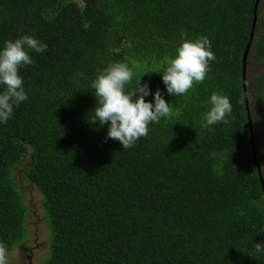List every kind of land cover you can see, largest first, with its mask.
<instances>
[{
    "label": "trees",
    "instance_id": "16d2710c",
    "mask_svg": "<svg viewBox=\"0 0 264 264\" xmlns=\"http://www.w3.org/2000/svg\"><path fill=\"white\" fill-rule=\"evenodd\" d=\"M255 3L0 0V46L24 34L48 44L20 69L29 99L0 124V244L8 253L30 232L13 175L24 164L42 192L45 264H264L255 248L264 242V71L249 76L252 59L264 68V9L257 6L252 31ZM181 29L207 36L216 59L202 83L168 96L161 73L149 70L175 54ZM252 33L249 121L242 76ZM115 62L134 72L126 90L148 82L180 112L150 124L130 149L90 122L91 82ZM213 92L230 98L232 113L204 128Z\"/></svg>",
    "mask_w": 264,
    "mask_h": 264
},
{
    "label": "clouds",
    "instance_id": "9594fccd",
    "mask_svg": "<svg viewBox=\"0 0 264 264\" xmlns=\"http://www.w3.org/2000/svg\"><path fill=\"white\" fill-rule=\"evenodd\" d=\"M47 48V43L29 34L9 39L0 46V124H6L13 117L14 109L29 99L20 69L33 63L31 52L43 53ZM215 59L212 42L207 36L188 38V33L181 29L180 43L175 54L161 69L149 71L161 73L168 96H180L186 94L194 84L202 83L206 79L210 71V61ZM133 76L134 72L128 63L115 62L99 71L91 82L97 105L91 110L90 122L96 124L98 121V127L107 125L105 139L118 141L123 149H130L141 138H147L150 124H158L162 118L180 116L179 110H173L165 99L162 90L157 89L153 93L148 82L141 83L140 80L134 89L126 90V85L131 83ZM242 82L244 90L243 76ZM148 96L153 98L147 100ZM246 96L247 92H244V98ZM207 104L202 127L210 128L219 122L227 123V117L232 113V104L227 95L213 92ZM250 116L248 115V119ZM250 140L256 142L252 126ZM254 143L252 150L256 154ZM260 176L262 183L264 175L261 170ZM255 248L258 252H264V242H256ZM9 253L0 244V264H8Z\"/></svg>",
    "mask_w": 264,
    "mask_h": 264
},
{
    "label": "rangeland",
    "instance_id": "374dc122",
    "mask_svg": "<svg viewBox=\"0 0 264 264\" xmlns=\"http://www.w3.org/2000/svg\"><path fill=\"white\" fill-rule=\"evenodd\" d=\"M260 9H264V0H261ZM248 59L247 58V76H248ZM264 68L255 60H251L249 65V76L254 72H262ZM254 143V142H253ZM255 151L257 144L254 143ZM264 147V142L261 143ZM29 160L27 157L24 161ZM264 167V161H262ZM13 175L22 191L25 203L28 209L27 228L30 232L27 234L25 241L13 247L8 255V264H45V258L50 251L49 229L46 223L45 212L42 205V192L38 187L25 175L24 164L16 166Z\"/></svg>",
    "mask_w": 264,
    "mask_h": 264
},
{
    "label": "water",
    "instance_id": "95a60500",
    "mask_svg": "<svg viewBox=\"0 0 264 264\" xmlns=\"http://www.w3.org/2000/svg\"><path fill=\"white\" fill-rule=\"evenodd\" d=\"M259 1L260 0H256V3H255V10H254V20H253V26H252V31L254 30V28H255V23H256V14H257V12H256V10H257V6H258V4H259ZM252 39H253V33L251 34V36H250V40H249V43L247 44V47H246V49H245V52H244V54H243V79H244V92L246 93L247 92V86H246V68H247V66H246V61H247V56H248V52H249V49H250V46H251V43H252ZM245 102H246V106H247V111H248V115L250 116V114H251V111H250V106H249V103H248V99L245 97ZM249 119H250V117H249ZM251 135H252V133H251ZM251 146H252V148H253V141L251 140ZM262 190H263V194H264V180L262 179Z\"/></svg>",
    "mask_w": 264,
    "mask_h": 264
}]
</instances>
